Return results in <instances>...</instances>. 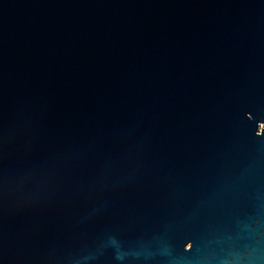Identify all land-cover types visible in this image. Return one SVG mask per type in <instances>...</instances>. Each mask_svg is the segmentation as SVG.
I'll use <instances>...</instances> for the list:
<instances>
[{
	"label": "water",
	"instance_id": "95a60500",
	"mask_svg": "<svg viewBox=\"0 0 264 264\" xmlns=\"http://www.w3.org/2000/svg\"><path fill=\"white\" fill-rule=\"evenodd\" d=\"M0 264H264V0H0Z\"/></svg>",
	"mask_w": 264,
	"mask_h": 264
}]
</instances>
